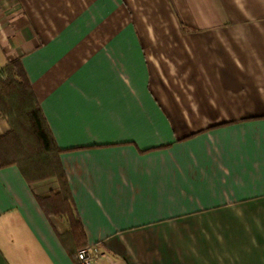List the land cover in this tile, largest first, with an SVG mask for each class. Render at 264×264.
Wrapping results in <instances>:
<instances>
[{
    "label": "crops",
    "instance_id": "crops-1",
    "mask_svg": "<svg viewBox=\"0 0 264 264\" xmlns=\"http://www.w3.org/2000/svg\"><path fill=\"white\" fill-rule=\"evenodd\" d=\"M0 48L95 264H264V0H0ZM55 230L1 168L0 264H78Z\"/></svg>",
    "mask_w": 264,
    "mask_h": 264
},
{
    "label": "trees",
    "instance_id": "trees-1",
    "mask_svg": "<svg viewBox=\"0 0 264 264\" xmlns=\"http://www.w3.org/2000/svg\"><path fill=\"white\" fill-rule=\"evenodd\" d=\"M0 118L8 126L0 136V169H18L42 213L59 224V242L77 263L76 253L88 245L59 161L61 150L17 58L0 68Z\"/></svg>",
    "mask_w": 264,
    "mask_h": 264
},
{
    "label": "built area",
    "instance_id": "built-area-1",
    "mask_svg": "<svg viewBox=\"0 0 264 264\" xmlns=\"http://www.w3.org/2000/svg\"><path fill=\"white\" fill-rule=\"evenodd\" d=\"M98 257V249L95 246H87L76 253L78 264H95Z\"/></svg>",
    "mask_w": 264,
    "mask_h": 264
},
{
    "label": "rangeland",
    "instance_id": "rangeland-1",
    "mask_svg": "<svg viewBox=\"0 0 264 264\" xmlns=\"http://www.w3.org/2000/svg\"><path fill=\"white\" fill-rule=\"evenodd\" d=\"M6 63V53L4 52V50H2L0 48V68H2ZM46 190V188H44V191Z\"/></svg>",
    "mask_w": 264,
    "mask_h": 264
}]
</instances>
